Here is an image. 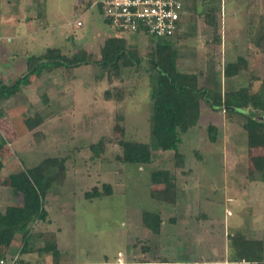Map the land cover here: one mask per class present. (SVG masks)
<instances>
[{
  "label": "rangeland",
  "instance_id": "374dc122",
  "mask_svg": "<svg viewBox=\"0 0 264 264\" xmlns=\"http://www.w3.org/2000/svg\"><path fill=\"white\" fill-rule=\"evenodd\" d=\"M93 1L0 0L4 85L24 73L28 56L46 49L67 58L84 52L97 63L105 41L119 37L124 51L138 61L123 66L119 59L117 78L89 64L58 68L39 78L31 75L27 86L0 101V140L5 142L1 181L43 159H66L61 183L44 197L45 221L30 225L29 252L19 253L17 235L0 250L3 264H51L55 259L63 264H260L231 262L238 251L230 242L233 235L252 239L247 245L252 253L260 250L264 261V147L247 146L245 112L212 110L201 101L195 125L178 146L183 167L175 168L173 152L160 151L150 133L157 74L149 58L155 56L156 42H164L174 53L176 70L195 75L199 88L264 91V57L254 56L264 54L254 46L264 35V0L258 2L262 16L252 10L248 16L245 0H181L183 5L192 1L193 7L188 8L186 23L168 39L116 34ZM216 5L221 12L212 30L203 16ZM237 59L245 60L246 66L238 69ZM114 89L121 90L122 100L112 96L105 101L103 93ZM36 113L45 116L35 130L43 135L38 143L23 125L24 118ZM209 124L216 130L214 142L207 139ZM120 140L150 145L151 162H119ZM94 145H99L95 154L90 150ZM156 170H166L173 178L172 205L149 198V191L163 188L149 182ZM103 184L110 187V196L84 199L92 188L101 192ZM19 203L5 185L0 186V208ZM142 212L156 214L155 230L143 227ZM50 244L55 249L44 253Z\"/></svg>",
  "mask_w": 264,
  "mask_h": 264
},
{
  "label": "trees",
  "instance_id": "16d2710c",
  "mask_svg": "<svg viewBox=\"0 0 264 264\" xmlns=\"http://www.w3.org/2000/svg\"><path fill=\"white\" fill-rule=\"evenodd\" d=\"M258 2L259 0H247V13L251 10L256 11ZM218 11L220 13V8L218 10L216 5L210 7L203 16V23L212 30L215 28L214 19ZM254 41L255 49L259 52H264V36H259ZM155 49V56L149 58V63L157 74L155 94L151 103L150 133L160 151L173 152L175 168L180 169L183 167L184 157L183 154L178 152V146L181 144L182 135L188 128L195 125L201 101L205 102L212 110L223 109L227 112H245V114H242L245 121L242 129L246 135L247 146L249 148L264 147V91L250 93L247 88H243L237 91L221 93L216 89L199 88L196 86L197 78L195 75L181 73L176 70L174 53L168 44L156 42ZM101 53L103 55L102 60L97 63L90 61L84 52H79L67 58L62 56L56 49H46L39 56H28L25 60V71L23 74L9 85H4L0 81V101L7 100L12 93L19 90L20 86H27L31 75L39 78L44 74H50L58 68L71 69L81 64H89L107 69L108 73L112 72L113 77L117 78L116 64L119 59H123V66H129L133 61L138 64L137 60L124 51L123 41L119 37L107 39ZM235 64L238 69L246 66L245 60L242 59H237ZM112 96L117 101H121V90L114 89L111 93L108 91L103 93L105 101H109ZM43 102L46 105L45 98ZM44 120L45 116L43 117L40 113L23 119L26 131L33 132L31 136L36 143L43 139L40 131L35 130ZM206 131L208 141L214 142L215 127L209 124ZM4 144L5 142L0 140V154ZM117 144L121 149V155L117 158L119 162L136 166L146 165L151 162L150 145L129 140H120ZM98 146H90V150L95 154L98 152ZM65 161L66 159L64 158H46L31 168H22L17 172L10 173L7 175L5 182L1 181L0 176V183L2 184L0 186L5 185L9 189V193L20 201L19 205H5L0 208V250L8 248L14 241V237L19 235L21 243L19 253L22 255L29 252L26 245L31 238L30 225L36 221H45L46 212L43 209V200L52 186H58L61 183ZM2 167L3 164L0 159V172ZM149 182L151 185L163 186L160 190L149 191L148 195L151 200L158 204L172 205L174 203L176 188L168 171H152L149 175ZM111 194L110 187L103 184L101 192L92 188L90 192H85L83 197L85 200H91L110 196ZM156 219L157 216L154 213H141L142 225L149 231L155 230ZM250 242L252 241L232 236L230 243H235V250L238 253L237 257L231 262L254 263L261 261L260 264H264V261L260 260L262 254L258 255L260 250L256 254L251 252L250 246L247 245ZM243 244L247 246L244 245L243 247ZM54 249L55 245L50 244L46 245L43 251L48 254ZM0 261L2 260L0 259ZM1 264H3V261ZM14 264L28 263L17 261ZM51 264L63 263L55 259ZM158 264L169 263L160 261Z\"/></svg>",
  "mask_w": 264,
  "mask_h": 264
},
{
  "label": "built area",
  "instance_id": "2783aa9c",
  "mask_svg": "<svg viewBox=\"0 0 264 264\" xmlns=\"http://www.w3.org/2000/svg\"><path fill=\"white\" fill-rule=\"evenodd\" d=\"M92 5L103 22L120 36L170 38L179 29L183 13L180 0H94Z\"/></svg>",
  "mask_w": 264,
  "mask_h": 264
},
{
  "label": "crops",
  "instance_id": "0c3cea01",
  "mask_svg": "<svg viewBox=\"0 0 264 264\" xmlns=\"http://www.w3.org/2000/svg\"><path fill=\"white\" fill-rule=\"evenodd\" d=\"M181 1V0H180ZM190 3H192V1H190L189 3H186V5H183L182 4V6H183V13H182V17H181V21H180V26H183L185 23H186V19H187V14H188V8H191V7H193L192 6V4H190ZM190 5H191V7H190ZM245 5H246V11H247V0H245ZM261 6V5H260ZM260 6H259V3L257 4V8H256V11H253L254 12V14H255V16L256 15H261L260 14ZM220 12H221V9H220ZM246 14L248 15V16H250V13H247L246 12ZM219 15H220V13H219ZM247 16V17H248ZM262 16V15H261ZM261 21V20H260ZM220 25V24H219ZM180 26H179V28H180ZM179 30V29H178ZM261 32V28H258V30H257V33H260ZM225 34V33H224ZM263 34H260L259 36H262ZM264 36V35H263ZM219 39H220V41H222V36H220L219 37ZM236 45V44H235ZM260 53V52H259ZM264 53V52H263ZM254 56H256V57H258V58H262V56L264 57V54H257V53H255V55ZM4 167V166H3ZM3 167H2V169H3ZM2 169H1V172H0V176L2 177L3 175H2ZM252 240V239H251ZM256 240H258V239H256ZM259 241H262V240H259Z\"/></svg>",
  "mask_w": 264,
  "mask_h": 264
}]
</instances>
